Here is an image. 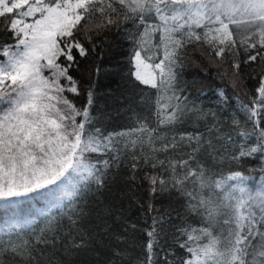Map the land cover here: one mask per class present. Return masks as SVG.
I'll return each instance as SVG.
<instances>
[{"label":"snow or ice","instance_id":"obj_1","mask_svg":"<svg viewBox=\"0 0 264 264\" xmlns=\"http://www.w3.org/2000/svg\"><path fill=\"white\" fill-rule=\"evenodd\" d=\"M129 24L128 76L139 89L132 100L149 108L156 126L137 117L127 130L105 132L93 123L91 86L84 90L73 73L108 33ZM192 45L217 67L232 58L231 72L217 75L237 88L244 65H264V0H0V201L63 193L43 227L32 220L3 233L0 264H41V257L59 264L46 249L86 247L73 233L88 215L87 197L105 187L125 154L134 161L130 179L150 167L142 177L149 193L175 190L199 217L178 228L183 264H264V179L253 185L242 171L213 172L197 159L201 151L221 161L259 158L264 173V74L252 77L248 102L236 97L243 123L234 116L224 132L216 112L181 86L178 69ZM217 94L228 102L223 89ZM190 113L212 117L208 132L224 142L220 148L211 135L176 132ZM156 223L153 217L144 264H155Z\"/></svg>","mask_w":264,"mask_h":264},{"label":"trees","instance_id":"obj_2","mask_svg":"<svg viewBox=\"0 0 264 264\" xmlns=\"http://www.w3.org/2000/svg\"><path fill=\"white\" fill-rule=\"evenodd\" d=\"M125 29L108 33L106 41L99 43L96 52L81 61L79 69L73 73L81 79L84 90L91 86L94 93L91 110L93 123L105 132L127 130L136 124L137 117L148 118L152 126H156L155 117L151 115L149 108L132 100L133 96H139V89L135 91L132 89L128 76L132 45L127 38V31L131 30V25H126ZM204 51L206 49H197L194 45L187 48L183 67L178 69L180 83L186 89L184 94L205 112L209 110L216 112L222 130L228 132L232 128L231 119L234 116L242 123L245 119L236 97L248 102L249 94L254 95V88L257 85V80L252 77L258 78L260 74H264V65L259 61L244 65L243 80L237 88H233L230 76L221 78L217 75L226 68L231 72L232 58L217 67L203 54ZM220 89H223L228 97V102L223 105L219 103L220 98L217 94ZM214 122L211 116L205 120L198 119L195 114L190 113L177 125L176 132L211 135L213 143L220 148L224 142L216 139L215 132H208V127ZM171 134L168 133L169 136ZM185 151L191 149L185 148ZM164 155L160 153L161 158H164ZM197 159L213 172L223 171L227 174L229 170L242 171L251 177L250 183L253 185H258L264 179L259 158L233 161L229 157L221 161L218 158L214 160L207 151H201L197 154ZM133 162L131 154L123 155L119 168L113 167L109 171L105 187L100 191L94 189L87 197L88 215L80 222L79 232L73 233L77 239L83 235L88 241L87 246L65 252L63 245H58L57 249L51 247L46 249V254L54 253L59 264H144L147 232L152 229L155 217L157 220L155 227L158 231L155 264H183L187 253L179 246L178 241L182 237L178 228L185 224L198 225L199 217L187 209L185 198L175 190L150 194L147 184L142 183V177L143 171H151V168L144 169L142 161L141 170L136 174L137 178L130 179ZM62 195L63 193L57 190L53 196H34L12 203L0 201V237H3L6 231L15 233L32 220H36L40 227H43L44 213L50 208L54 209L55 204L59 203L56 197ZM67 223L65 219L64 231L67 230ZM41 264H44L43 257Z\"/></svg>","mask_w":264,"mask_h":264},{"label":"rangeland","instance_id":"obj_3","mask_svg":"<svg viewBox=\"0 0 264 264\" xmlns=\"http://www.w3.org/2000/svg\"><path fill=\"white\" fill-rule=\"evenodd\" d=\"M189 115H190V114H189ZM189 115H188V116H189Z\"/></svg>","mask_w":264,"mask_h":264}]
</instances>
